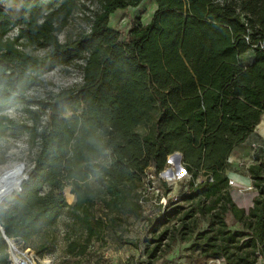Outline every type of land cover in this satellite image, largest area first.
<instances>
[{
	"label": "trees",
	"instance_id": "1",
	"mask_svg": "<svg viewBox=\"0 0 264 264\" xmlns=\"http://www.w3.org/2000/svg\"><path fill=\"white\" fill-rule=\"evenodd\" d=\"M141 2L21 0L16 19L0 7V137L27 133L39 140L21 189L0 201V225L8 238L28 240L66 210L81 228L79 237L65 233L68 255H84L93 241L103 244L107 230L136 247L123 237L124 221L142 212L148 171L157 176L178 151L192 178L204 174L183 193L189 208L169 212H180V238H192L208 260L264 264V155L247 166L254 190L248 203L234 201L226 175L232 150L256 125L261 130L264 0H154L149 22L136 17L123 34L109 25V14ZM79 9L88 29L60 41ZM33 48L46 51L39 56ZM79 59V86L60 89L49 101L28 98L41 74ZM18 106L27 120L7 114ZM139 125L148 130L138 132ZM66 186L75 196L71 205ZM227 213L241 229L228 226ZM196 214L207 226L193 235L189 221ZM168 237L173 241L175 231L163 228L148 240V257ZM6 247L0 233V264H8Z\"/></svg>",
	"mask_w": 264,
	"mask_h": 264
},
{
	"label": "rangeland",
	"instance_id": "2",
	"mask_svg": "<svg viewBox=\"0 0 264 264\" xmlns=\"http://www.w3.org/2000/svg\"><path fill=\"white\" fill-rule=\"evenodd\" d=\"M20 1L0 0V7L7 12L10 18L16 19L19 16ZM154 10V0H142L137 6L118 9L109 14L108 23L123 34L136 17L144 23L150 21ZM85 11L89 12L88 10ZM83 14V10L79 9L71 16L66 27L58 34L60 41L74 39L81 32L88 29L89 23L84 19ZM14 31L15 29L10 31L9 34L12 35ZM30 51L41 56L45 53L46 48H33ZM245 57L247 58V55L243 58ZM82 63L83 61L79 59L70 65L61 64L51 67L39 76L37 81L27 90L26 95L33 100L49 101L60 89L79 86L81 82L79 65ZM263 113L264 110L262 111ZM7 114L17 120H27L26 115L19 106L8 109ZM262 114L259 126L264 131V124L261 123ZM43 118L45 119L46 117L44 116ZM136 129L138 132H144L148 130V127L139 125ZM253 135L255 136L254 142L264 145V132L261 133L257 126H255ZM38 146V138L31 142L27 133H21L16 136L7 134L0 137V167L12 163L14 165L13 171L20 172L21 180L32 169L33 158ZM254 153V158H251L253 161L256 160L255 155L261 154V152L254 151ZM247 161L243 157L234 166L233 172L242 176L246 175L245 165ZM172 162H174V167L179 172L175 159H171L170 164L167 162L168 165L164 169L173 167ZM203 178V172H200L195 178L184 172L180 178L168 179L159 173L155 176L153 171H148L142 188V192H144V200L141 203L142 212L139 215L128 214L122 227L125 228L126 226L123 237H128L135 241L136 247L123 243L117 237V232L107 230L103 244L93 241L88 245L84 255H68L66 252L65 233H69L72 237H79L81 228L72 223L66 210L62 212L55 223L41 228L37 234L28 240L16 238L14 240L15 246L18 251H23L25 247L29 248L33 254L34 264H208V259L203 258L199 250L192 245V238L189 240L180 238V234L185 232L178 219L180 212L178 214H169L177 205L184 207V209L189 208V202L183 199V193L188 189L192 181H201ZM230 179L233 180L230 186L231 196L234 201L238 205L248 202L254 191L253 187L247 188V186L252 185L249 179H246L248 185L236 182L234 176H230ZM15 189L6 194L0 201L2 203L10 201L15 194ZM63 194L67 204L71 205L75 201L74 194L70 192V186H66L63 189ZM225 220L231 229L237 225L230 213L226 214ZM189 222V227H193V235L207 226L206 218L198 214L191 217ZM163 228H168L171 234L175 231V239L173 241H171V237L164 239L161 252L156 257L150 258L145 252V248L152 245V243H148V240L154 238ZM11 263L8 262V264Z\"/></svg>",
	"mask_w": 264,
	"mask_h": 264
},
{
	"label": "bare ground",
	"instance_id": "3",
	"mask_svg": "<svg viewBox=\"0 0 264 264\" xmlns=\"http://www.w3.org/2000/svg\"><path fill=\"white\" fill-rule=\"evenodd\" d=\"M261 123L264 124V113L262 114ZM171 164L173 165V167L168 169L170 170V173L166 172L163 174V176L168 179L177 178V177L180 178L184 172L181 170H179L178 172L174 167V162H172ZM13 166L14 165L12 163H8L0 167V199H2L6 194L10 193L16 187L18 188L19 181H21L20 172L13 171ZM17 188L15 189V192ZM10 242L12 245L15 246L14 240H11ZM11 260L14 264H25L23 261L18 260V258L14 254H12Z\"/></svg>",
	"mask_w": 264,
	"mask_h": 264
},
{
	"label": "crops",
	"instance_id": "4",
	"mask_svg": "<svg viewBox=\"0 0 264 264\" xmlns=\"http://www.w3.org/2000/svg\"><path fill=\"white\" fill-rule=\"evenodd\" d=\"M149 22V21H148ZM147 23V22H146ZM259 125V123H258ZM257 126V125H256ZM261 127V126H260ZM255 131V128L254 130ZM261 133H263L264 131H262V127L260 130ZM255 136L253 134L250 135V137L246 140V142L244 144H240L238 146H236L232 152L230 153L229 157L233 160V162L230 164V166L228 167V169L226 170V175L227 177L230 179V176H234L235 177V181L242 183L243 185H248V179L249 182L251 183V178L249 177V174L247 172V166L254 162L251 158H254V155L252 153L251 150V144L255 141L254 140ZM258 154V153H257ZM243 157L248 160L246 166V175L242 176L239 174H236L235 172H233V168L234 166L241 160L243 159ZM247 179V180H246ZM246 181V182H245ZM248 203V202H246ZM232 217V216H231ZM234 220V219H233ZM234 222L237 224L236 226H234L233 229H241L242 225L241 223L237 222L234 220Z\"/></svg>",
	"mask_w": 264,
	"mask_h": 264
},
{
	"label": "built area",
	"instance_id": "5",
	"mask_svg": "<svg viewBox=\"0 0 264 264\" xmlns=\"http://www.w3.org/2000/svg\"><path fill=\"white\" fill-rule=\"evenodd\" d=\"M251 149H252V153H254V151H260L261 150V154L264 155V145L262 143L253 142L251 144ZM168 156H167V158H168ZM167 162H168V164H170L169 163L170 160L166 159V166L168 165ZM232 162H233V160L230 157H228L227 158V163L231 164ZM159 174L161 175V172H159ZM208 180L211 181L212 177L211 176L208 177ZM232 183H233V180L228 179V184H232ZM251 187H252V185L247 186V188H251ZM11 240H15V239H13V238L11 239L10 238V241ZM5 242H6V240H5ZM6 246H7L6 247V252H7V261L8 262L11 263V261H12L11 260V256H12V254H14L18 258V260L23 261L25 264H34L33 254L31 252V250H29V248L25 247L23 249V251H18L16 246L12 245L11 242L10 243L6 242ZM208 264H225V259H224L223 256H218V257H215V258H211V259L208 260Z\"/></svg>",
	"mask_w": 264,
	"mask_h": 264
},
{
	"label": "water",
	"instance_id": "6",
	"mask_svg": "<svg viewBox=\"0 0 264 264\" xmlns=\"http://www.w3.org/2000/svg\"><path fill=\"white\" fill-rule=\"evenodd\" d=\"M168 159H169V160H171V159H175V160H176V163L178 164V166H177L178 170H181V171H183V172H186V170H185V168H184V166H183L182 155H181L180 152H178V151L173 152L172 154H170V155L168 156ZM168 169H169V168L163 169V170L161 171V176H163V174L166 173V172H167V173H170V170H168ZM27 177H28V174H26V176H24V177L21 179V181H20V183H19V185H18V188H17L16 192L19 191V190L21 189V184H22V182H23ZM0 233H1V235L3 236V238L6 240V242H9V243H10V238H8V237L6 236V234H5V232H4V229H3V227H2L1 225H0Z\"/></svg>",
	"mask_w": 264,
	"mask_h": 264
}]
</instances>
